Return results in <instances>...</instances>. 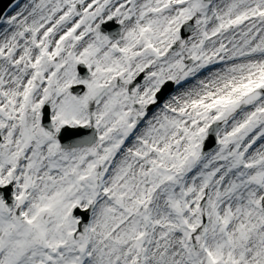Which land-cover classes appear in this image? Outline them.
<instances>
[{
    "label": "snow or ice",
    "instance_id": "6c2138e0",
    "mask_svg": "<svg viewBox=\"0 0 264 264\" xmlns=\"http://www.w3.org/2000/svg\"><path fill=\"white\" fill-rule=\"evenodd\" d=\"M0 264H264V0H8Z\"/></svg>",
    "mask_w": 264,
    "mask_h": 264
},
{
    "label": "water",
    "instance_id": "95a60500",
    "mask_svg": "<svg viewBox=\"0 0 264 264\" xmlns=\"http://www.w3.org/2000/svg\"><path fill=\"white\" fill-rule=\"evenodd\" d=\"M7 2H8V0H0V8H2L3 5H4L5 3H7Z\"/></svg>",
    "mask_w": 264,
    "mask_h": 264
}]
</instances>
